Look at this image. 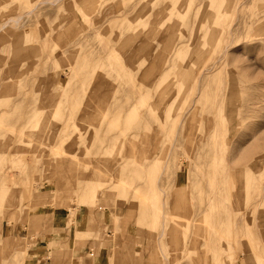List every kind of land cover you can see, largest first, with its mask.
Instances as JSON below:
<instances>
[{"label":"rangeland","instance_id":"obj_1","mask_svg":"<svg viewBox=\"0 0 264 264\" xmlns=\"http://www.w3.org/2000/svg\"><path fill=\"white\" fill-rule=\"evenodd\" d=\"M255 257L264 0H0V264Z\"/></svg>","mask_w":264,"mask_h":264},{"label":"crops","instance_id":"obj_2","mask_svg":"<svg viewBox=\"0 0 264 264\" xmlns=\"http://www.w3.org/2000/svg\"><path fill=\"white\" fill-rule=\"evenodd\" d=\"M59 221H61V220L59 219ZM55 226H56L55 228L52 226L54 228V233H52V237L51 238H45L43 240L47 242L46 244L49 245V247H52L54 249L55 248L58 249V248H61V247H59V246H61V244H63L64 242H65V244L67 243V237H66L67 233H65V230H67V229L65 228L64 225L62 226L61 223H57V224H55ZM91 232H87V233H91ZM13 235H15V232H13ZM63 235H65V238L63 237ZM94 237H97V233H94ZM43 249H44V247H37L35 249V251H42ZM48 261H49V258L46 260L45 263H41V264H46Z\"/></svg>","mask_w":264,"mask_h":264},{"label":"bare ground","instance_id":"obj_3","mask_svg":"<svg viewBox=\"0 0 264 264\" xmlns=\"http://www.w3.org/2000/svg\"><path fill=\"white\" fill-rule=\"evenodd\" d=\"M182 84V83H181ZM135 116H137V115H135ZM214 170V169H213ZM215 171V170H214ZM241 176V175H240ZM242 179V178H241ZM249 179V178H248ZM238 180H240V179H238ZM238 180H236V181H238ZM239 182V181H238ZM212 183H213V181H212ZM236 184H237V182H235ZM227 200V199H226ZM233 200V199H232ZM226 202V201H225ZM227 204V203H226ZM237 230V229H236ZM246 234V233H245ZM238 245V244H237ZM228 248V247H227ZM230 249V248H229ZM228 249V250H229ZM212 252H214V251H212ZM222 253V252H221ZM224 253H226V252H224ZM228 254V253H227ZM226 254V255H227ZM257 254V253H256ZM213 256V255H212ZM233 256V255H232ZM257 256V255H256ZM259 256V255H258ZM215 257H216V255H215ZM253 257V256H252ZM248 258V257H247ZM256 258V257H255ZM257 259V258H256ZM216 260V259H215ZM217 261H218V258H217ZM217 263V262H216ZM219 263V262H218ZM257 264H264V258H258L257 259Z\"/></svg>","mask_w":264,"mask_h":264}]
</instances>
